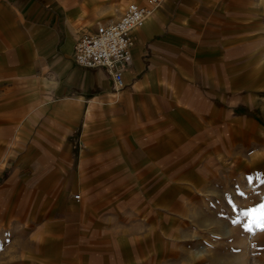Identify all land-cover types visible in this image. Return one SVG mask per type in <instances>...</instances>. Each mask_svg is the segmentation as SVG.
I'll return each instance as SVG.
<instances>
[{"label":"crops","instance_id":"crops-1","mask_svg":"<svg viewBox=\"0 0 264 264\" xmlns=\"http://www.w3.org/2000/svg\"><path fill=\"white\" fill-rule=\"evenodd\" d=\"M135 2L118 88L74 50ZM150 2L0 0V264H203L264 182V0Z\"/></svg>","mask_w":264,"mask_h":264},{"label":"rangeland","instance_id":"rangeland-1","mask_svg":"<svg viewBox=\"0 0 264 264\" xmlns=\"http://www.w3.org/2000/svg\"><path fill=\"white\" fill-rule=\"evenodd\" d=\"M242 181L243 186L237 188L233 215L197 218L201 228L197 237L191 240L197 249L195 261L200 260L203 264H264V182L255 181L253 177ZM242 238L248 241L245 245Z\"/></svg>","mask_w":264,"mask_h":264},{"label":"built area","instance_id":"built-area-1","mask_svg":"<svg viewBox=\"0 0 264 264\" xmlns=\"http://www.w3.org/2000/svg\"><path fill=\"white\" fill-rule=\"evenodd\" d=\"M152 10V7L138 2L130 3L118 21L102 24L96 32L81 35L74 50L76 63L85 68L105 67L115 86L120 88L123 84L122 67L128 66L133 58L131 34L145 23Z\"/></svg>","mask_w":264,"mask_h":264},{"label":"bare ground","instance_id":"bare-ground-1","mask_svg":"<svg viewBox=\"0 0 264 264\" xmlns=\"http://www.w3.org/2000/svg\"><path fill=\"white\" fill-rule=\"evenodd\" d=\"M119 19H120V18H119ZM233 233H234V232H233ZM239 233H240V232H239ZM238 235H239V234H238ZM241 236H242V235H241ZM236 237H237V236H236ZM242 239H243V238H242ZM240 240H241V239H240ZM246 240H247L246 238H245V239H243V241H244V242L242 241V242H243V244H244V243L246 244V243L248 242V241L246 242ZM240 244H241V243H240ZM245 244H244V245H245ZM240 246H242V245H240Z\"/></svg>","mask_w":264,"mask_h":264}]
</instances>
